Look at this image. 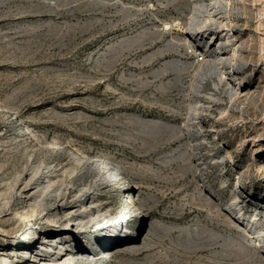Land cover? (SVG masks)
Wrapping results in <instances>:
<instances>
[{"label": "rangeland", "instance_id": "obj_1", "mask_svg": "<svg viewBox=\"0 0 264 264\" xmlns=\"http://www.w3.org/2000/svg\"><path fill=\"white\" fill-rule=\"evenodd\" d=\"M232 1L211 33L239 80L197 92L212 59L164 29L189 30L190 0H0V192L42 164L69 186L64 210L13 196L5 225L28 219L0 250L65 232L75 264H264V0ZM75 202L114 220L79 227Z\"/></svg>", "mask_w": 264, "mask_h": 264}, {"label": "bare ground", "instance_id": "obj_2", "mask_svg": "<svg viewBox=\"0 0 264 264\" xmlns=\"http://www.w3.org/2000/svg\"><path fill=\"white\" fill-rule=\"evenodd\" d=\"M191 4L187 7L191 11L189 13V30L185 33L181 29L180 21L177 22H168L164 25V29L168 32L179 31L183 33L187 38L185 42L189 45L192 42V53H198L203 59L211 58V64L209 62L204 63H194V67L198 66L197 82L193 84L192 87L194 90L199 92L202 88V84L205 80L215 78V83L213 87L217 90V87L221 85L224 80H229L228 77L235 76V80H239L238 75H240V69L236 67V58L235 55L239 52L238 50H233L231 56L226 57L225 43L222 41V37H218L215 34L211 33V27L217 23V19L220 15L226 14L230 11V8L227 9L223 6L226 2L227 6L231 5L232 0H190ZM229 7V6H228ZM186 9V10H187ZM187 16V15H186ZM183 35V37H185ZM201 41L202 43H199ZM189 43V44H188ZM196 43V44H194ZM200 44V46H198ZM191 46V45H190ZM189 46V48H190ZM193 49V48H192ZM232 51V50H231ZM230 54V53H229ZM228 56V55H227ZM228 64V66L226 65ZM192 67V66H191ZM232 83V81H229ZM234 82V80H233ZM225 85L228 87L227 90L231 89L227 83ZM222 86V85H221ZM224 87V85H223ZM220 88V87H219ZM235 88V87H234ZM226 89V88H225ZM193 117L192 121H195L201 127V115L200 111H205V108H208L204 105L192 106ZM198 168V166H197ZM27 169V166L25 167ZM23 170L21 175H18L14 181L11 183L10 187L0 192V237L5 238L6 234L13 233L19 225H22L28 218L18 214H13L14 219L16 220L15 224L6 226L7 216L6 212L8 211L11 199L13 196L23 198L25 200L26 206L28 208L36 210L40 205L41 199L46 197L53 198L56 203L59 204L57 210H64L66 201L68 200L69 186H63L64 183H61L59 187L55 186V181H52L51 177L48 175L49 169L47 166L43 167V164L37 167V172L32 173L30 170ZM29 169H31L29 167ZM52 169V168H51ZM41 174V177L37 178V175ZM112 179H116V176H112ZM9 183H4V185H9ZM65 187V188H64ZM95 187V186H94ZM93 188L83 189L81 192H89ZM91 207V205H87ZM82 202H75L74 207L71 210L63 211L65 216L71 214L74 209L81 210L77 224L79 227L87 229L91 226H99L104 224L106 221H111L112 218L107 212L101 213V210L98 208L92 207L87 208ZM236 204L225 206V209L232 211L235 209ZM240 219L246 215V212L243 213V210L240 209L237 213ZM244 224V223H243ZM244 226V225H243ZM248 226H246L247 228ZM72 231V229H71ZM116 230H112L110 235H114ZM66 233L62 232L55 237L44 238V240L39 244V247L28 246L26 248L18 250H8L4 252L0 250V264H75L72 260H66L63 258L64 244L62 240L65 238ZM53 252L52 255L50 253ZM66 253V252H65ZM67 255H71L66 253ZM65 254V255H66ZM109 256V252H106ZM10 256L17 258L19 256L22 258V261H17L15 263H10ZM30 256L34 261H27L26 257ZM73 255H71L72 257ZM74 257V256H73ZM112 261L113 256L110 257ZM105 259V258H104ZM4 263H3V262ZM109 261V262H110ZM2 262V263H1Z\"/></svg>", "mask_w": 264, "mask_h": 264}, {"label": "built area", "instance_id": "obj_3", "mask_svg": "<svg viewBox=\"0 0 264 264\" xmlns=\"http://www.w3.org/2000/svg\"><path fill=\"white\" fill-rule=\"evenodd\" d=\"M194 54H198V53H194ZM199 55V54H198ZM201 57V56H200ZM202 58V57H201ZM203 59V58H202ZM200 60V59H199ZM104 164H106V161H105V159L103 158V157H95L94 158V160H93V165L95 166V167H102ZM103 256L105 257V259H103L104 260V262H106V263H109V259L107 258V255L105 254H103ZM108 257H111L110 256V254H109V256Z\"/></svg>", "mask_w": 264, "mask_h": 264}]
</instances>
